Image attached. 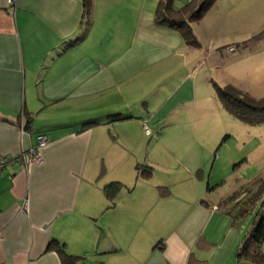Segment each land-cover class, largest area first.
<instances>
[{
    "label": "crops",
    "instance_id": "1",
    "mask_svg": "<svg viewBox=\"0 0 264 264\" xmlns=\"http://www.w3.org/2000/svg\"><path fill=\"white\" fill-rule=\"evenodd\" d=\"M157 2L0 0V154L49 140L0 169V264H63L58 246L74 264L236 261L245 193L210 188L233 175L196 119L220 105L219 50L157 24Z\"/></svg>",
    "mask_w": 264,
    "mask_h": 264
},
{
    "label": "rangeland",
    "instance_id": "2",
    "mask_svg": "<svg viewBox=\"0 0 264 264\" xmlns=\"http://www.w3.org/2000/svg\"><path fill=\"white\" fill-rule=\"evenodd\" d=\"M190 1L171 0V7L177 10ZM193 11L194 8L179 18L186 19L194 40L199 41L198 45L201 43L214 52L219 50L218 55H214L218 76L213 83L220 105L207 117L196 119L201 126H218L222 131L223 143L219 141L210 146L213 147L212 154L215 152L220 156L214 172L220 177L228 173L233 175L230 182L211 183L210 188L226 190L231 184L230 190L245 193L244 199L236 203L239 208L234 213V217L239 219L243 238L264 218V0H213L199 19H190ZM228 45L235 51L224 50ZM253 108L258 109L259 123H251ZM234 110L238 114L235 115ZM237 115H243L245 122ZM201 133L206 134V129ZM156 135L153 132L150 139ZM206 135L207 142H214L209 132ZM225 158L228 161L224 167ZM261 194L262 200L259 201ZM236 195L238 197L239 193ZM260 244L264 250V241Z\"/></svg>",
    "mask_w": 264,
    "mask_h": 264
},
{
    "label": "trees",
    "instance_id": "3",
    "mask_svg": "<svg viewBox=\"0 0 264 264\" xmlns=\"http://www.w3.org/2000/svg\"><path fill=\"white\" fill-rule=\"evenodd\" d=\"M196 1L197 0H191L184 7L174 10L171 7V0H158L156 10H155V20L157 24L179 30L182 33V36L185 38V41L187 42V44L197 45V40L196 41L194 40V34H193V31L190 25L186 22V19L181 18V17L179 18V16H181L182 13L187 12V11L189 12L192 8H194V11L190 19L192 17H194L195 19H199L202 13L208 8V6L212 3L213 0H199V2L197 3ZM83 4H84V7L87 9L89 6V0H83ZM222 93H224V91H222ZM222 93H220L221 97H223ZM252 110H255V111H253L254 118L252 119L251 123L255 121L257 122L258 121L257 119H260V116L257 115L258 111H256L258 109L253 108ZM234 114L236 115L238 113L235 112L234 110ZM236 117H238L243 122H245L243 119L246 120V118L243 115L241 117L237 115ZM259 122H261V119L259 120ZM94 123L95 122H87L83 125V127L93 125ZM146 171L149 173L148 170ZM119 187H120V184L118 182H113V183L106 185L105 187L106 196L109 199H112L114 197L115 192L119 189ZM260 193H261V190H260ZM237 202H235V205ZM262 241H264V218H261L260 223H256L255 227L253 226L252 231L245 237V240L237 253L236 261L237 259H241L242 257L243 259H249L255 263L264 264V256H262L259 253V247ZM55 245H57V243H55ZM49 246H54V244L51 243ZM58 247H59V252L63 258V264H74L75 257L66 254L64 250L61 248V246H58Z\"/></svg>",
    "mask_w": 264,
    "mask_h": 264
},
{
    "label": "built area",
    "instance_id": "4",
    "mask_svg": "<svg viewBox=\"0 0 264 264\" xmlns=\"http://www.w3.org/2000/svg\"><path fill=\"white\" fill-rule=\"evenodd\" d=\"M16 0H7V4L12 6ZM145 134H149L150 131L146 124H143ZM48 138L44 134H40L36 137V140L28 148H21L16 153L0 154V169L10 164H17L22 162L23 165L28 168L31 164H40L42 162L41 151L48 145ZM23 209L27 210V203L24 201ZM231 264H250L244 260H237Z\"/></svg>",
    "mask_w": 264,
    "mask_h": 264
}]
</instances>
